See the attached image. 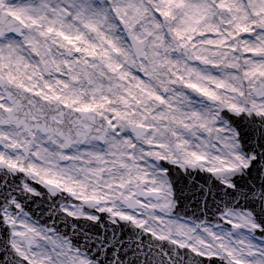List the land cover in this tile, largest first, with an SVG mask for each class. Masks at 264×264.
<instances>
[{
  "label": "snow or ice",
  "instance_id": "6c2138e0",
  "mask_svg": "<svg viewBox=\"0 0 264 264\" xmlns=\"http://www.w3.org/2000/svg\"><path fill=\"white\" fill-rule=\"evenodd\" d=\"M0 264H264V0H0Z\"/></svg>",
  "mask_w": 264,
  "mask_h": 264
}]
</instances>
